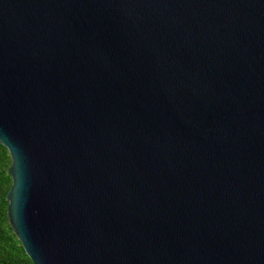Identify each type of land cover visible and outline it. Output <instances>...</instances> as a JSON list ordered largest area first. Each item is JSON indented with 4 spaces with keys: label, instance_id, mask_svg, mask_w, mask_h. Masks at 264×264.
Instances as JSON below:
<instances>
[{
    "label": "water",
    "instance_id": "1",
    "mask_svg": "<svg viewBox=\"0 0 264 264\" xmlns=\"http://www.w3.org/2000/svg\"><path fill=\"white\" fill-rule=\"evenodd\" d=\"M0 145L33 264H264V0H0Z\"/></svg>",
    "mask_w": 264,
    "mask_h": 264
},
{
    "label": "trees",
    "instance_id": "2",
    "mask_svg": "<svg viewBox=\"0 0 264 264\" xmlns=\"http://www.w3.org/2000/svg\"><path fill=\"white\" fill-rule=\"evenodd\" d=\"M8 150L0 145V264H33L12 229L8 218L7 195L12 187Z\"/></svg>",
    "mask_w": 264,
    "mask_h": 264
}]
</instances>
